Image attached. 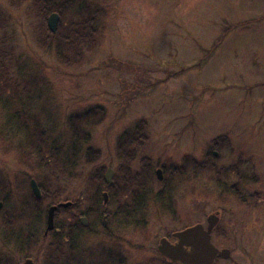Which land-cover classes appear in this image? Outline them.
Wrapping results in <instances>:
<instances>
[{"label":"rangeland","instance_id":"1","mask_svg":"<svg viewBox=\"0 0 264 264\" xmlns=\"http://www.w3.org/2000/svg\"><path fill=\"white\" fill-rule=\"evenodd\" d=\"M83 1L101 8V23L95 42L89 49L84 47V61L65 67L39 43L45 30L33 0H0L3 81L20 85L22 79L36 76L45 81L29 91L20 87L15 94L7 88V100L16 110L40 119L59 159L71 154L72 164L66 171L60 172L59 166L54 173L60 199L76 202L81 196L78 206L83 208L87 202L85 174L96 166L114 170L116 140L144 121L148 138L136 147V155L137 160L146 157L150 162L151 202L129 221H145L135 223L145 230V240L134 234L123 236L119 243L126 252L142 246L139 252L129 253L130 261L143 262L154 256L162 225L171 223L157 204L174 201L173 215L192 222L217 207L211 184L218 187L219 183L211 176L229 167L245 189L241 196L230 190L234 178L230 174L231 181L227 186L220 184L224 190L216 199L228 201V215L240 229L230 247L237 253L244 248V258L264 264V0H70L61 16L56 12L59 32L80 18L78 7ZM92 106L102 111L77 121L76 135L82 130L88 139L76 141L69 133L68 119ZM3 138L0 171L12 183L14 176L20 177L18 172L27 170L7 146L5 134ZM87 145L100 152L94 162L85 161ZM192 157L207 166L193 189ZM160 165L164 166L163 182H158L154 172ZM169 166L181 167L182 175L168 174ZM164 188V196L154 199V193ZM77 211L69 208L67 213ZM44 220L45 215L35 225L42 228ZM13 256L21 257L15 252ZM33 257L42 264L40 253L32 250L26 258Z\"/></svg>","mask_w":264,"mask_h":264},{"label":"trees","instance_id":"2","mask_svg":"<svg viewBox=\"0 0 264 264\" xmlns=\"http://www.w3.org/2000/svg\"><path fill=\"white\" fill-rule=\"evenodd\" d=\"M11 1L19 3L23 0ZM70 4V0H64L61 3H56L55 0H33L32 2L33 9L41 17L42 24L44 23L45 37L40 39L39 43L44 49H49L56 61L65 67L77 66L84 61V47L89 49L95 42L102 16L100 7L94 6L90 1H83L82 6L78 7L79 14L77 15L80 18L77 21L69 23L63 32H59V27L55 32H50L46 25V16L51 12H59L61 16V9ZM82 9L85 13L81 12ZM9 80L3 81L0 73V144L1 141L4 142L3 135L5 134L7 146H10L19 165L27 171L18 172L20 177L14 176L12 183L7 181V177L2 176L0 171V201L3 203L0 208V242L4 245L1 248L0 244V264H19L20 259L29 257L32 250L41 254L42 264H65L66 251L63 237L66 231L76 232L79 229V216L93 215V212L110 213L121 216L120 221H126L130 220L134 214L143 213L145 208L143 201L148 199L151 192L150 182H148L151 166L146 157H141L136 163L138 159L136 147H140L148 138L146 125L144 121L138 122L133 130H125L116 140L115 158L118 164L113 170L111 184H107L104 180L106 170L104 166H96L91 172L85 174L87 202L81 209L78 206L82 202L81 196L76 202H71L72 205L69 208H78V211L75 215H70V220L66 223L61 216L66 214L69 208L60 206V203L67 202L68 199H60L61 188L56 181L58 177L54 173L58 172L55 170L59 166L60 172L66 171L67 166L72 164L71 154L69 157L59 159L57 153L53 151V141L48 139L46 129L40 124V119L36 115H25L22 111L16 110L13 105L9 104L6 95L9 90L7 88H11L12 93L15 94L20 87L29 91L39 84H44L45 81L36 76L30 80L22 79L20 85L19 82L9 85L7 83ZM96 110L102 111V107L92 106L82 115H72L68 119L69 133L72 138H76V141L88 139V133L85 131L80 132L79 130L81 135H76L77 130L74 126H77V121L95 116L93 112ZM99 154L98 149L90 145L85 147L86 162L96 161ZM190 163L198 169L207 167L206 162H198L193 157ZM162 168L164 169V166ZM180 169L169 166L165 170L168 174H176L180 177L182 175ZM70 174H72L71 171ZM31 178L39 187L41 193L39 199L35 198L30 190L29 180ZM164 180L165 177L158 182ZM165 189L156 191L154 199L162 198L165 194L162 191ZM105 190L107 200L103 202L101 192ZM8 199H11V203L7 204ZM50 205L57 206L54 211V227L44 234V226L39 229L35 223H41L38 220L45 215ZM47 238L49 240L45 241ZM6 247L8 251L4 250ZM13 252L21 257L16 260ZM35 264H37L36 260Z\"/></svg>","mask_w":264,"mask_h":264},{"label":"flooded vegetation","instance_id":"3","mask_svg":"<svg viewBox=\"0 0 264 264\" xmlns=\"http://www.w3.org/2000/svg\"><path fill=\"white\" fill-rule=\"evenodd\" d=\"M137 162L138 160L136 163ZM157 169L162 171L161 165L160 167L155 168V173ZM209 169L214 170V167ZM203 170L207 169H198L197 166L194 167V171L192 172V180H194L192 183V189L194 183L198 179V174L202 173ZM233 170L234 169L230 170L229 167H225L212 174V181L215 184L219 183L218 187L211 184L217 200H219L218 197L221 191L224 190L220 184L224 185L225 183V186H227L232 179L230 174H234V178L230 182L233 188L230 190H236L235 192L240 196L241 191L245 193V189L243 190L240 187V181H238L237 178L235 179V173ZM224 178L227 179L226 182L224 181ZM104 192L107 193L105 190L102 191L101 194ZM228 193H230V191H228ZM216 199L212 201L213 203L214 201L216 202L217 207L207 212V214L196 217L192 222L181 220V216L173 215L174 213L170 211V208L175 206L174 201L168 200L161 202L162 204H157V207L160 209L163 208V211L168 215L166 216L169 219L168 221H171V223L169 222L170 225H162L156 247L154 248L156 254L143 262H132L129 257V253L132 255L134 251L139 252L142 250L141 245L133 246L129 252L122 250L121 246H119V243L122 244L123 236L132 238L134 234H137L142 236L143 240H145V230H142L138 225H135L136 222H129L130 220L120 221L122 219L121 216L110 213H98L89 216L81 215L78 217L79 229L76 232L66 231L63 237V244L66 251L65 264H184L180 260L172 259L161 253L158 250V246L160 241L163 240L164 243L173 247L183 249L186 252H192L193 248L191 245L187 244V241L185 242L183 238L179 237L181 233H184L189 229H194L196 234L199 233L206 236L209 242L213 245V259L210 264H261L249 258H244L246 255L244 248L240 249L241 253L232 250L230 247L231 238L234 240L240 233V229L233 226L231 216L228 215V201L225 199L216 201ZM67 202H69V204L65 206V208H69L73 201L68 200ZM143 202L145 205L143 211H146V209L150 207L148 203L151 201L145 199ZM194 202L195 204L197 203L195 206H199L197 200ZM70 215L71 214L69 213L65 214L64 220L66 223L69 222ZM82 218H85L84 222L82 221ZM243 219L244 217L242 219L240 217L242 222ZM137 222L145 223L143 219H138ZM237 223L241 228L240 222ZM118 233H120V235ZM142 237L140 238L142 239ZM32 261L35 264L33 259Z\"/></svg>","mask_w":264,"mask_h":264},{"label":"water","instance_id":"4","mask_svg":"<svg viewBox=\"0 0 264 264\" xmlns=\"http://www.w3.org/2000/svg\"><path fill=\"white\" fill-rule=\"evenodd\" d=\"M59 15L56 12H52L48 15L46 20L47 28L50 32H55L57 28ZM216 155V153H213ZM112 174L113 170L111 168H107L104 174V180L107 184L112 183ZM156 175L158 179H161V170H156ZM29 186L30 190L33 194V196L37 199L41 197V193L39 190V187L36 184V181L31 178L29 180ZM103 196V202L106 201L107 195L104 192L102 194ZM69 202H62L60 203V206H67ZM2 206V202L0 201V208ZM56 205H50L47 207L45 212V228H44V234H47L48 231L52 230L54 227V211L56 209ZM85 218H82V221L84 222ZM179 237L183 238L185 242L193 248L192 252H186L183 249H179L177 247H173L167 243H164L163 240L160 241V244L158 246V250L166 255L167 257H170L172 259L180 260L184 264H210L212 263V251L214 249L213 245L209 242L208 238L202 234H196L194 229H189L185 231L184 233H181ZM20 264H34L32 259L26 258L24 259Z\"/></svg>","mask_w":264,"mask_h":264}]
</instances>
